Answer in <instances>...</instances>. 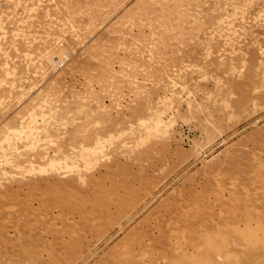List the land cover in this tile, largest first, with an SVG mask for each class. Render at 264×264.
<instances>
[{
    "label": "rangeland",
    "instance_id": "rangeland-1",
    "mask_svg": "<svg viewBox=\"0 0 264 264\" xmlns=\"http://www.w3.org/2000/svg\"><path fill=\"white\" fill-rule=\"evenodd\" d=\"M0 264H264V0H0Z\"/></svg>",
    "mask_w": 264,
    "mask_h": 264
}]
</instances>
